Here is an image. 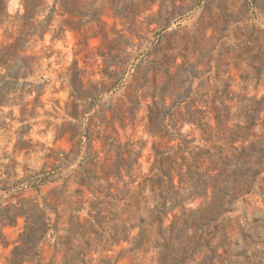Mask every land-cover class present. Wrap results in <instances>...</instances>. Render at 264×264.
I'll return each mask as SVG.
<instances>
[{
  "label": "rangeland",
  "instance_id": "374dc122",
  "mask_svg": "<svg viewBox=\"0 0 264 264\" xmlns=\"http://www.w3.org/2000/svg\"><path fill=\"white\" fill-rule=\"evenodd\" d=\"M66 1L62 9L57 0H45L39 19H45L55 4L57 11L51 24L44 23L48 29L42 38L31 39L22 54L36 60L15 85L27 90L29 83L44 84L37 107L0 108V181H8L0 190V205L29 208L28 201L38 202L49 218L47 234L22 264H264V0ZM24 12L21 0H6L0 6L6 20L0 41L12 42L6 29L30 31V24L16 19ZM181 14L184 17L167 29L154 23L160 15ZM94 29L100 32L95 35ZM164 60H175V86L187 96L182 106L189 102L190 109L203 110L211 127L208 135L198 124L184 123L180 131L194 139V145L226 146L227 139L218 132V114L227 119L229 135L256 118L249 148L235 150L222 167L228 172L213 183L220 197L230 202V211L203 225L201 230L209 236L194 253L164 254L160 260L155 251H135L132 240H117L127 214L96 224L90 212L98 205L124 206V200L105 197L126 187L118 175L106 174L121 162L119 153L131 156L132 163L140 153L131 171L139 179L128 186L134 190L141 176L166 168L157 163L154 145L167 150L179 142L169 144L168 138L148 131L153 99L140 97L154 92L153 81L164 92L168 79L156 69ZM74 78L84 81L83 91L69 86ZM37 96L32 92L24 100ZM167 123L154 128L165 132ZM128 148L132 153L124 154ZM122 174L125 181L131 179L125 169ZM244 182L247 192L228 195ZM213 199L210 194L187 207L196 209ZM25 225L24 216L12 225L0 223V264H12ZM138 232L133 229L130 239Z\"/></svg>",
  "mask_w": 264,
  "mask_h": 264
},
{
  "label": "trees",
  "instance_id": "16d2710c",
  "mask_svg": "<svg viewBox=\"0 0 264 264\" xmlns=\"http://www.w3.org/2000/svg\"><path fill=\"white\" fill-rule=\"evenodd\" d=\"M66 2V0H57L56 4H60L61 8L65 9ZM5 3L6 0H0V6ZM44 3L45 0H21L25 12L18 14L16 19L22 24H30V31L19 28L17 31L8 32L9 29H6L7 38L12 39V42L0 41V69L6 70L5 73L0 72V108L7 105H20L23 111H27V108L37 107L38 97L42 95L41 89L44 84L26 83L29 86L27 90L17 88L15 84L32 71V62L36 60L35 56L22 55L26 52L28 43L34 37L39 36L42 38L45 29H48V26L46 28L44 23L51 24L50 22L57 11L55 4L45 19H39L38 17L44 12L42 7ZM98 13V22L101 24L104 22L101 18L102 13ZM183 17L184 14L180 16L160 15L154 23L164 30L169 28L174 20ZM5 21V17L0 14V28ZM74 28L78 29V27ZM93 32L97 35L100 30L94 29ZM174 65L175 60L170 63L164 60L156 68L157 75L161 72L168 79L164 92H159L156 82L153 81L154 86H152V89L154 92L149 95H140L141 98L150 96L153 99L152 104L148 105V131L162 139L168 138L167 142L169 144L172 141L179 140L177 144L169 145L167 150H161L154 145L157 163L160 167L166 168H160L159 172L151 175L141 176L142 179L139 180L135 189L131 190L128 186L136 183L139 179L131 171L133 165L138 162L140 153H137V158L133 160V163L131 162V156L123 157V153H119L118 156L121 162H116L113 169L107 171L106 174L114 173L118 175L120 181L124 182L126 187L118 190L117 193L110 191L105 197L119 201L124 200V206L122 209H108L106 206L98 205L90 212L96 224H100L103 219L109 216L122 218L123 215L127 214V217L123 218L124 223L117 240H132L134 241L133 248L135 251L143 252V254L155 251L160 256V260H162L161 257L164 254L170 256L175 253L176 257H185L194 253L200 243L209 236L205 230H201L203 225L211 223L222 214L230 211L227 206L230 202L220 197L217 186H213V183L220 175L228 172L226 166L222 167L232 160L235 150L245 151L249 148L246 143L254 135L251 130L255 124L254 118H256L253 116L251 123L240 127V130L233 131L229 135V131L225 129L227 119L224 115L218 114L215 117L218 122L217 128L219 134L227 139L226 146L212 145L209 148H204L194 145V139L188 138L180 131L184 123L198 124V126L204 128L208 135L212 134V130L208 123L204 121L203 110L199 108L190 109L191 104L189 102L182 106L183 102L187 101V96L184 97V94L175 86L177 83L172 72ZM14 66L17 67L15 73L11 71ZM69 86L73 91H83L84 81L74 78L69 81ZM32 92L37 93L38 96L33 101H25V96ZM168 99L171 100L169 105L167 104ZM181 108L187 109L183 111ZM166 120H169V123L163 126L166 129L165 132H162L160 126L154 128L155 124L165 123ZM21 142L25 143L26 141L20 140ZM237 142H240V145H235ZM128 146L132 147L133 143H128ZM131 153V148L124 152V154ZM242 160L246 162L247 158L245 157ZM124 169L131 177L129 181L124 180L122 174ZM217 170H221L220 173L213 174ZM0 183H3V186L0 187V190H2L7 186L8 181L3 180ZM247 191L248 184L244 182L240 188L234 186L232 188L233 194L228 195L234 197L238 193ZM235 192L237 193L235 194ZM210 194L214 199L208 205L199 206L196 209L187 207L188 204L198 199L207 200ZM225 195L227 194L225 193ZM28 202L32 203L29 208L17 206L13 203L5 206L0 205V223L4 226L14 224L20 216H24L26 219V225L21 234L22 246L17 245L15 247L14 256L11 259L12 264H22L27 261V257H30L34 246L47 234L50 228L49 218L40 204L38 202ZM105 211L108 214H104ZM171 215L173 218H170ZM135 228H138L139 232L130 239L131 231ZM192 230H194L193 235H189V231ZM2 236L3 233L1 232L0 237ZM21 250L24 251L18 254Z\"/></svg>",
  "mask_w": 264,
  "mask_h": 264
}]
</instances>
